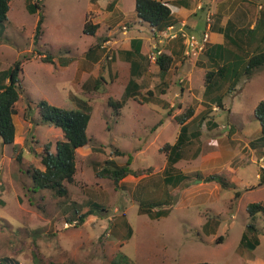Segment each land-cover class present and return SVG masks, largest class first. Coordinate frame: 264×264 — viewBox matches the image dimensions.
Returning a JSON list of instances; mask_svg holds the SVG:
<instances>
[{
	"label": "rangeland",
	"instance_id": "rangeland-1",
	"mask_svg": "<svg viewBox=\"0 0 264 264\" xmlns=\"http://www.w3.org/2000/svg\"><path fill=\"white\" fill-rule=\"evenodd\" d=\"M212 1L202 3L212 5ZM36 3L39 8L31 13L27 4L33 7ZM120 3L113 15L105 0L9 2L7 20L0 24V71L19 61L21 88L13 117L15 149L0 139V262L110 264L123 256V264H235L237 259L250 264L241 256L239 245L246 244L241 236L250 220L247 206L264 204V182L257 176L262 169L249 157L235 163L233 186L222 188L220 195L213 188L200 189L202 176L195 173L181 183L169 184L166 193L147 182L160 180L158 174L167 162L160 149L177 140L180 126L174 116L187 108L193 109L196 125L202 124L197 140L203 143L257 138L259 123L253 111L264 100V66L249 78L240 66L238 80H218L219 89L206 96L202 94L204 74L217 67L204 62L203 54L194 60L197 67L193 66L191 77L179 73L169 90L168 85L160 84L157 66L148 62L135 99L126 98L130 65L122 52L130 48L128 38L143 37L144 51L149 52L152 47L149 49L145 39L153 37L147 23H136L134 0ZM248 4V20L258 25L259 38L264 30V0H248ZM91 11L96 13L89 15ZM94 14L101 23L99 33L95 37L84 35V21H92ZM40 16L42 36L36 43L34 34ZM197 17L200 23L195 33L200 34L205 29L206 13L199 11ZM125 25L129 27L126 32ZM157 40L153 44L161 48L164 42ZM96 44L101 48L89 55L88 50ZM263 49L262 35L260 40L255 39L252 52L244 54V63L249 54ZM45 58L49 61H43ZM98 77L102 81L96 89ZM187 83L191 91L181 93L180 88ZM109 99L124 102L118 114L108 106ZM41 101L67 110L90 108V143L76 151L74 182L65 183L66 197L49 190H33L27 173L35 168L43 170L41 155L46 146L55 152L56 143L64 140L60 129L40 118L37 104ZM193 148L184 150L183 159L173 166V176L204 164L202 156L209 152L203 151L191 162ZM128 156L129 168L136 175H128L115 185L97 174L106 160L122 166ZM259 165L264 167V162ZM218 169L213 173H220ZM198 197L210 199L182 204V200L196 201ZM159 201L166 205L156 204L150 213L142 212L143 204ZM87 212L85 222L79 223L78 216ZM157 212L160 214L154 215ZM255 227L262 243L253 253L264 261V215H258ZM247 239L251 242L252 235ZM250 252L248 248L243 250L245 255Z\"/></svg>",
	"mask_w": 264,
	"mask_h": 264
},
{
	"label": "trees",
	"instance_id": "trees-1",
	"mask_svg": "<svg viewBox=\"0 0 264 264\" xmlns=\"http://www.w3.org/2000/svg\"><path fill=\"white\" fill-rule=\"evenodd\" d=\"M9 2L10 0H0V24L7 20ZM110 4L112 5V3ZM38 8L39 6L37 3L34 4L33 7L31 4H27V9L31 13H35ZM134 11L136 18L140 22H145L149 25L154 36L163 32L170 25H173L170 24V8L161 0H135ZM42 24L43 18L40 16L34 34V41L36 43L42 36ZM98 28L99 26L97 24H93L89 20L85 19L83 24V34L94 36ZM176 41L184 47L182 39H178ZM135 44H137V46ZM99 47V44L91 47L88 50L89 55L96 49H99ZM122 54L130 65V78L124 95L126 98L135 99L136 93L140 88L139 81L142 77V70H145V64L148 62V56L142 54L141 41L139 40H135V42L131 45V49L129 51L126 50L122 52ZM43 61H49V58H45ZM155 64L158 66L160 76L163 77V74L167 72L172 65V58L162 53L157 57ZM262 66H264V49L256 53H252V55L248 57L246 62L243 64L242 73L249 78L256 69H259ZM227 69H235L234 73L236 74V67L234 66L218 67L216 72H205L203 85L206 96L214 92L215 88L219 86V77L224 76V72L227 71ZM20 73L21 63L19 61H16L9 69L0 71V139L4 145H13L14 143L15 125L13 117L16 114L15 104L20 98ZM101 81L102 78L98 77L95 82L97 85L96 89H99ZM216 102L220 106V100L217 99ZM123 105V101L113 99L108 100V106L114 109L117 114L118 110L121 109ZM81 108L82 109L67 110L53 106L46 101H41L37 104V112L42 121L49 126L60 129L64 140L56 143L55 152H51L48 146H46L44 153L41 155V165L43 166V170L37 168L27 170V173L29 174L32 181L33 190H49L58 197L67 196L68 190L65 186V183L71 184L74 182V175L76 172V151L90 143V139L87 136V127L90 120V108L88 106H83ZM27 111L28 113L30 112L31 115L32 110L30 109L29 105L27 106ZM253 113L260 126L259 140L264 141V100H261L256 105ZM193 115V109L187 108L181 114L174 116V120L180 125V133L174 144L167 143L160 149L167 161L168 168L166 173L172 171L173 166L182 160L184 152L183 148L186 147V144L190 142V140H197L200 136V129L196 123L194 124L193 128H189L186 125L187 121L190 120ZM13 148L15 149L14 145ZM116 153L117 155H125L123 152L116 151ZM18 159L20 160V156ZM129 159L130 158L128 156L127 164L122 166L116 165L111 159L106 160L105 165L102 166L101 170H99L97 174L102 178L112 180L114 184L117 185L119 181L124 179L126 176L137 174V172L132 171L129 168ZM168 174L170 175V182L168 184H178L187 178L182 174H178L176 176H173L170 173ZM204 181L215 182L222 188H231L233 186V184L228 179L227 172L222 173L221 175H210L206 177ZM260 181L261 183L264 182V170L260 175ZM156 204L164 203L153 202L143 204L141 207L142 212L150 213L153 205ZM89 211L91 210L89 209ZM246 211L250 220L246 228V233H243L242 242L246 241L247 245H252L254 243L248 241L247 235L251 234L252 236L256 237L257 229L255 227V222L259 214L264 215V204L250 203L247 206ZM88 214L89 212H87V214L78 216V222L84 223ZM159 214L160 213L157 212L154 215L158 216ZM127 235L130 237V229H128ZM255 243H257L256 240ZM250 248L254 249V246L252 245ZM122 257L123 256L113 259L110 264H123ZM0 264H7V260L5 262H0ZM49 264L56 263L52 262ZM195 264L213 263L203 262Z\"/></svg>",
	"mask_w": 264,
	"mask_h": 264
},
{
	"label": "crops",
	"instance_id": "crops-1",
	"mask_svg": "<svg viewBox=\"0 0 264 264\" xmlns=\"http://www.w3.org/2000/svg\"><path fill=\"white\" fill-rule=\"evenodd\" d=\"M161 1L166 3L168 7L170 8V11H171L170 24L178 25L180 22H186L187 27L193 32L197 30V27L200 23V20L197 17V14L199 11H202L204 13L209 12L212 14V26L209 32L210 33V43L207 47L206 52L203 54L202 58L204 59V62H209L211 66L217 67L214 70V72L218 70V67H223V66L236 67V74L234 73L235 69H227V71L224 72L225 73L224 76L219 77L220 78L219 80H222V81L223 80H238V77H240L239 73L241 71L239 67L244 64V60H243L244 54L252 52L251 50L253 49V44H254L255 39L260 40L261 36L262 35L264 36V30H263L261 33V36L257 38L258 36H256V32L259 29V27L258 25L254 26V23L250 24V20H248L249 8H250L249 7L250 4H248V0H214L212 1V5L205 4V3L203 4L202 0H185V1L184 0H161ZM105 5L107 6L108 4H105ZM120 5H121L120 0H116L114 3H112V5L108 8L110 14L113 13V15H115ZM91 13H96V12L91 11L88 14L90 15ZM100 14L104 15L103 12H100ZM93 17L94 18H92L91 19L92 21L90 22H92L93 24H97L98 26H101V23H99L98 21L99 20L98 14H94ZM134 17H136L135 11H134ZM105 22H106V19H105ZM136 23H138L139 25L142 24L138 19ZM248 24H249V27H248ZM124 28H126L124 32L128 31L129 29L127 25H125ZM99 30H100V27L98 28V31L96 32L99 33ZM203 31H205V29L202 30V32ZM151 32H152L153 38L145 39V42L147 43L149 49L150 47H152V45H154L153 44L154 40L155 41L157 40V35L154 36L152 29H151ZM135 40L141 41V52L143 55L148 56L149 52H145L146 50L148 51V49H145L144 51L145 43H144L143 37H139V36L129 37L127 43L130 48L126 50L129 51L131 49V45L132 43L135 42ZM109 42L110 40L105 41V43H109ZM135 45L137 46V44ZM160 47H161L160 49L162 50L164 54L172 58V65L170 69L163 74V77L160 76L158 66L154 63L157 66L156 72H157V76L160 81V84L161 85L163 84L164 86L168 85V90H169L170 86L174 85L176 77L179 76V73H184L188 77H191L192 68L193 66L197 67L196 66L197 64H195L194 61H189L188 59L184 57V47L181 46V44L177 41H165L164 44L161 45ZM256 48H258V46ZM249 56L250 54L248 55V57ZM148 62L152 63L149 59H148ZM148 62H146L145 64L146 67L148 65ZM201 65L204 66L203 62L201 63ZM187 66L189 67L190 71L186 70ZM201 69H204V68H201ZM145 72H146V68L145 70H142V77L144 76ZM179 83H180V80H179ZM182 83H185V82L183 81ZM180 89H181V93L184 90L191 91L188 83L186 85L184 84ZM217 89H219V86L215 88V90ZM202 94L205 95V90H203ZM254 120H256L255 117H254ZM195 123L196 122H195L194 115H193V117L187 121L186 125L189 128H193ZM201 125L199 127L200 132H201ZM258 131L260 133V126L258 128ZM200 136H201V133H200ZM259 137L260 135L253 140H204V143H203V140H190V142H188L186 144V147H184L183 149L191 150V147L194 146L192 157H191L192 160L190 159L191 162L197 160L201 156L203 151H208L209 153L208 155L202 156L203 158L202 160L204 161V164L196 168H191L188 171H186V173L183 172L182 175L187 177V175L195 173L197 175L202 176V178L199 181L200 189L201 188L202 189L213 188L214 190H217V193L220 195V191L222 187L215 182H205L204 181L205 178L210 175H221L222 173L227 172L228 179H230V182L232 183L233 180L231 178H234L233 166L238 160L240 161V158H242V162H244L245 159L249 157V159H251V161H253L259 168H261L263 172L264 167L263 165H259V163L264 162V141L259 140ZM216 165H219V167H216ZM167 168H168V165L166 162L165 165L160 169V172L158 174L160 175V180L156 183L150 180L147 182L148 185L150 187L151 186L154 187L156 191L158 189L159 191H163V192L167 190L169 191L170 185L168 183L170 182V177H169L170 175L168 173L171 174L173 170L166 173ZM215 168H219L218 170L220 171V173L218 172L214 174L213 170ZM260 175L261 174L257 175L259 177V180H260ZM241 183L244 184V182H241ZM167 184L168 186H166ZM172 185H176V184H172ZM209 199L207 198L206 200H204V197L203 198L198 197L196 201H194L193 198L186 199V201L182 200V204H185L186 202H189V203L196 202L197 204H199V203L208 202ZM159 202L166 203L165 201H159ZM256 237L252 236V241H251L252 243H254L252 244L254 246V249L250 248L252 245L245 244L243 246L241 244L239 245V250H240L241 256L247 259V262H249L250 264H264V261L259 259V257H257V255L255 256L253 253L256 249H258L261 246V243H262L261 241L262 239H260L259 237L257 238ZM255 240L257 241V243H255ZM247 248H248V251H251V252L245 255L243 253V250L244 249L246 250ZM248 257H249V261H248ZM238 263L241 264V262L237 259L235 261V264H238Z\"/></svg>",
	"mask_w": 264,
	"mask_h": 264
},
{
	"label": "built area",
	"instance_id": "built-area-1",
	"mask_svg": "<svg viewBox=\"0 0 264 264\" xmlns=\"http://www.w3.org/2000/svg\"><path fill=\"white\" fill-rule=\"evenodd\" d=\"M107 4L113 3L114 0H105ZM212 14L206 13V24L205 31L197 34L191 31L186 22H180L178 25H170L163 32L159 34V43L165 41H176L178 39L183 40L184 44V57L189 61H194L204 54L210 43V29L212 26ZM125 29V28H124ZM163 52L162 50L154 44L148 53V59L155 63L156 59ZM111 59V57H109Z\"/></svg>",
	"mask_w": 264,
	"mask_h": 264
}]
</instances>
